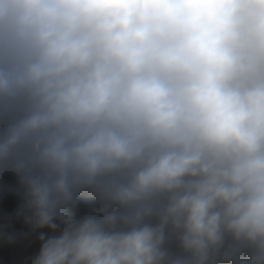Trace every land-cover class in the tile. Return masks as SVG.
<instances>
[{
	"label": "clouds",
	"instance_id": "obj_1",
	"mask_svg": "<svg viewBox=\"0 0 264 264\" xmlns=\"http://www.w3.org/2000/svg\"><path fill=\"white\" fill-rule=\"evenodd\" d=\"M0 264H264V0H0Z\"/></svg>",
	"mask_w": 264,
	"mask_h": 264
}]
</instances>
